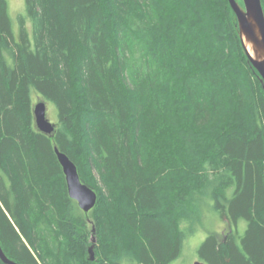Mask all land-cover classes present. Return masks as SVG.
Listing matches in <instances>:
<instances>
[{
    "label": "trees",
    "instance_id": "trees-1",
    "mask_svg": "<svg viewBox=\"0 0 264 264\" xmlns=\"http://www.w3.org/2000/svg\"><path fill=\"white\" fill-rule=\"evenodd\" d=\"M25 10L15 39L0 0L4 254L171 264L216 213L226 229L197 259L264 264V89L228 0H25ZM33 90L56 108L51 134L34 124ZM55 147L96 192L89 212L69 197Z\"/></svg>",
    "mask_w": 264,
    "mask_h": 264
},
{
    "label": "water",
    "instance_id": "water-1",
    "mask_svg": "<svg viewBox=\"0 0 264 264\" xmlns=\"http://www.w3.org/2000/svg\"><path fill=\"white\" fill-rule=\"evenodd\" d=\"M237 20L239 36L248 55L251 65L257 70L264 89V10L261 0H242L243 7L237 0H228ZM36 127L45 134H51L54 124L46 118V105L44 101L38 102L33 108ZM55 153L65 175L68 195L74 199L84 212L90 211L97 200L96 192L80 180L74 162L57 147ZM89 259L95 255L93 246L88 249ZM0 258L6 264H17L10 260L0 246ZM194 264H206L195 261Z\"/></svg>",
    "mask_w": 264,
    "mask_h": 264
},
{
    "label": "rangeland",
    "instance_id": "rangeland-1",
    "mask_svg": "<svg viewBox=\"0 0 264 264\" xmlns=\"http://www.w3.org/2000/svg\"><path fill=\"white\" fill-rule=\"evenodd\" d=\"M237 1L239 2V0ZM7 4H8V14L12 24V31L15 39H18V35L21 29L19 17L22 15L26 16L25 0H7ZM240 5L243 7V4ZM24 28L27 31L31 32V22L28 19L24 23ZM31 97L33 100V108L38 102L41 101L45 102L46 118L55 126L57 122V111L55 106L51 102L45 101L39 96L37 97V94L35 93L34 90L31 93ZM199 223H198L199 227L196 229L195 233H193L192 235L188 236L185 239L184 248L182 250L181 255L177 259H175L171 264H194V262L198 260L197 249L200 246V244L205 240L207 235L210 232H214V231H218L222 235L223 231L226 229L225 218L221 220L219 215L216 213H214V215H210V214L204 215L199 221ZM243 223H244L243 221H240L241 231L244 230V228L242 227ZM88 227L91 229V224H88ZM91 241H93L92 243H95L94 237Z\"/></svg>",
    "mask_w": 264,
    "mask_h": 264
}]
</instances>
